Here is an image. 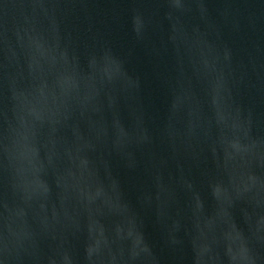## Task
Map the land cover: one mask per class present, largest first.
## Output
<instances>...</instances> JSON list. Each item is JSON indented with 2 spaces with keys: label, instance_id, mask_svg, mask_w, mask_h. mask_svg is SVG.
Instances as JSON below:
<instances>
[{
  "label": "water",
  "instance_id": "1",
  "mask_svg": "<svg viewBox=\"0 0 264 264\" xmlns=\"http://www.w3.org/2000/svg\"><path fill=\"white\" fill-rule=\"evenodd\" d=\"M0 264H264V0H0Z\"/></svg>",
  "mask_w": 264,
  "mask_h": 264
}]
</instances>
